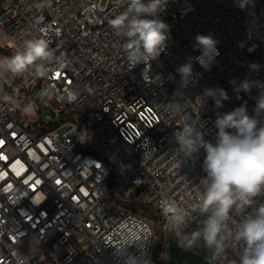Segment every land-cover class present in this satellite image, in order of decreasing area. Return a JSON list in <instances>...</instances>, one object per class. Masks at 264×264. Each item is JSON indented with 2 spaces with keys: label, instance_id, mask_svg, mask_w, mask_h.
<instances>
[{
  "label": "built area",
  "instance_id": "built-area-1",
  "mask_svg": "<svg viewBox=\"0 0 264 264\" xmlns=\"http://www.w3.org/2000/svg\"><path fill=\"white\" fill-rule=\"evenodd\" d=\"M125 9V0H0L7 56L40 37L55 53L39 76L35 65L26 78L0 69V264H159L158 230L163 247L240 264L238 224L264 195L230 213L219 247L192 240L207 218L195 210L205 153L185 156L174 132L189 123L215 142L218 115L241 105L254 115L264 95V0H167L158 14L166 47L135 66L109 24ZM198 34L217 41L207 69L195 59ZM189 63L184 82L177 70ZM217 89L228 96L219 108L205 95L219 98ZM169 204L186 213L179 230Z\"/></svg>",
  "mask_w": 264,
  "mask_h": 264
},
{
  "label": "clouds",
  "instance_id": "clouds-1",
  "mask_svg": "<svg viewBox=\"0 0 264 264\" xmlns=\"http://www.w3.org/2000/svg\"><path fill=\"white\" fill-rule=\"evenodd\" d=\"M125 2V11L112 18L109 24L116 35L125 38L128 62L135 66L156 59L164 51L168 40L169 25L158 18V14L165 10L167 0ZM239 6L243 8L245 5L241 3ZM216 43L209 35L196 36L195 46L203 51L195 59L205 69L219 55ZM54 57L47 39H28L24 41L22 50L0 62V69L20 75L35 65L39 76L46 66L45 62ZM177 71L186 82L192 75L191 64H185ZM241 88L245 92L250 91L248 82L243 83ZM216 91L219 98L211 90H205V95L213 96L219 108L228 96L222 89ZM253 112L254 115H249L246 105H241L218 115L214 121L217 130L215 142L205 140L204 133L189 123L174 132L179 151L185 156L190 157L201 149L205 153L202 165L205 176L201 179L203 191L199 194L195 210L201 215L207 214V218L203 227L191 233V237L192 240L202 238L209 247H219L218 237L227 227L233 210L243 213L253 206L257 197L264 195V124L259 119L264 114V95L258 98ZM164 210L172 214L174 230L186 224V213L176 206L169 204ZM235 236L245 244L240 264H264V204L244 216Z\"/></svg>",
  "mask_w": 264,
  "mask_h": 264
},
{
  "label": "rangeland",
  "instance_id": "rangeland-1",
  "mask_svg": "<svg viewBox=\"0 0 264 264\" xmlns=\"http://www.w3.org/2000/svg\"><path fill=\"white\" fill-rule=\"evenodd\" d=\"M6 47V34L0 29V62L4 60L7 56L5 53ZM31 75L29 70L25 71L22 74V77L26 78ZM37 110L33 106L28 107V113L30 116H34ZM42 113L44 116L55 117V112L52 107L47 106L43 103ZM158 205V200L155 202ZM150 223L156 227V220L153 218L149 219ZM158 240V239H157ZM156 247V246H155ZM160 264H206L204 261L196 258L190 252L184 250L183 248L176 246H172L170 242H167L163 247V253L161 255V263Z\"/></svg>",
  "mask_w": 264,
  "mask_h": 264
},
{
  "label": "trees",
  "instance_id": "trees-1",
  "mask_svg": "<svg viewBox=\"0 0 264 264\" xmlns=\"http://www.w3.org/2000/svg\"><path fill=\"white\" fill-rule=\"evenodd\" d=\"M35 98H38V93L34 96ZM38 100V99H37ZM163 253V241H162V236L160 231L158 230V242L155 247V257L157 259V262L160 264L161 263V255Z\"/></svg>",
  "mask_w": 264,
  "mask_h": 264
},
{
  "label": "snow or ice",
  "instance_id": "snow-or-ice-1",
  "mask_svg": "<svg viewBox=\"0 0 264 264\" xmlns=\"http://www.w3.org/2000/svg\"><path fill=\"white\" fill-rule=\"evenodd\" d=\"M59 183V182H58Z\"/></svg>",
  "mask_w": 264,
  "mask_h": 264
}]
</instances>
